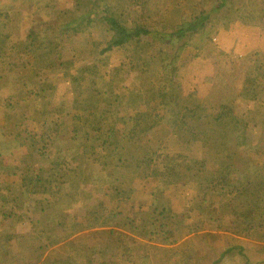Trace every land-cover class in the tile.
Returning a JSON list of instances; mask_svg holds the SVG:
<instances>
[{"label":"rangeland","instance_id":"1","mask_svg":"<svg viewBox=\"0 0 264 264\" xmlns=\"http://www.w3.org/2000/svg\"><path fill=\"white\" fill-rule=\"evenodd\" d=\"M203 1L174 0L176 5H180L179 15L172 9L165 13L172 5L170 0H137L139 10L150 9L152 18L147 23L156 31L161 30L164 24L179 23L181 15L193 11L195 6L209 12L216 0ZM236 1L238 4L241 2ZM124 2L125 6L130 4V0ZM121 3L122 0H118V6ZM244 3L249 11H255L256 6L252 0H244ZM45 5L49 6L44 7ZM66 9L73 10L74 15L77 14L74 13L73 0H0V23L6 25L5 33L11 39L19 36L22 38L33 25H54L60 21L57 13ZM159 10L162 12L158 17ZM141 11H137L136 15H140ZM254 23L255 25H245L240 21L233 22L228 29L220 28L212 42L204 43L198 51L188 46L177 52V72L168 92L169 105L161 108L160 124L152 132L150 140L144 143V149L158 155L152 156L154 169L140 171L144 173L142 184L147 189L154 190L155 197L167 201V216L179 214L182 209H187L188 212L196 209L195 212L199 213H191L192 219L191 216L190 219L183 216L184 220L177 235H183L185 228L181 227H185L184 221L188 225L198 223L205 230L204 234L198 235V238L192 236L191 241L186 239L181 243L159 245L130 232V222L133 226H140L138 218L145 219L143 212L134 210L135 202L130 198L131 190H125L134 178L133 173L114 167L103 171L96 168L95 175L103 179V182L121 185L125 190L123 199L119 202L122 214L111 219L112 227L117 228H113V231H117V234L109 235L107 231L101 232L102 228L98 227L63 241L64 235L68 233V220L71 223H77V220L83 222V218L88 217L87 211L91 210L96 214L94 221L99 226L107 217L106 213L116 204L112 200L107 202V208H100L95 206V197L88 199L89 189L85 190L86 197L83 196L86 201H83L78 191H73L68 196L74 202V212L62 214V227L53 228L57 234L53 232L40 235L37 228H31L27 219L17 222L13 220L11 223L7 221L4 226H0V264H209L216 261L215 264H264V227L256 226L254 230L241 231L243 227L248 229V217H256L259 210L264 211V156L256 154L254 149L260 145L264 135V79H261L264 75V19L260 23ZM152 38L148 36L143 39L151 43ZM63 39L62 48L61 45L56 46L54 54L44 61L42 70L38 69V64L27 65L29 62L33 64V59L38 62L41 56L31 58L30 55L19 56L16 53L8 57L0 56V176L6 175L10 169L6 170V167L16 166V160L25 153L24 147L15 138L17 132L10 128L13 119L6 116L13 111L7 108L9 102H16L14 113L23 112L29 117L33 115L35 108L39 110L36 117L45 118L41 114L43 102L35 95L45 84L51 89L46 91L44 99L48 98L52 107L60 105L64 110L71 107L74 115L86 120L91 118L90 115L95 109L103 111L101 98L110 96L115 81L120 77L125 79L123 84L130 85L129 87L132 83L142 82L136 76L137 71H133L128 77L121 74L120 70L123 73L128 70V59L132 55L129 48H116L96 56L93 42L97 43V50H100L108 40L100 29L77 35L75 38L64 36ZM56 40L58 39L53 37V46L57 44ZM0 41V44L9 46V42L3 41L1 37ZM208 44H212L210 48L214 50L207 49ZM230 61H233L232 67L227 65L225 71H219L220 67H224V62ZM22 65L27 67H21ZM30 76V81L24 84V78L26 80ZM257 77L261 82H256ZM121 101L118 107L111 106V112L119 115L130 114L132 107L127 95H123ZM221 105L226 106L232 116L223 115V119L228 117L224 121L233 144L237 145V149L245 148L248 151L246 158L251 159H248L244 171L231 168L224 172V195L220 196L209 190V194L203 195L207 192L206 188H199L198 183L218 169L216 164L222 156L219 151L214 150L218 153L215 155L212 149L206 147L207 143L211 144L210 148L215 149L221 142L212 119V115L223 112L218 108ZM195 106L200 109L195 110ZM194 111L197 115L191 116ZM27 122L29 121H25V124ZM72 123L77 125L78 121L73 120ZM32 131L33 128H29L27 133ZM34 131L38 135L41 133L35 129ZM77 134L73 140L72 134L70 137L65 135L60 138L53 145L52 152L59 150L62 156L67 157L77 155L87 163V167L90 165V152L84 146L80 148L84 135L82 132ZM227 147L230 148L231 145L228 144ZM177 155L188 158L187 162H178L176 166L183 174L176 185L164 189L163 169L169 163L168 157L173 156L175 159ZM103 159L104 156L100 157V160ZM186 165L192 170L187 171L184 168ZM251 181L262 183L260 192L255 191L250 196L246 191L239 195L234 190L242 189V186ZM4 188L5 184L2 183L0 195L6 194ZM255 188L252 186L250 189ZM13 191L17 192L15 189ZM230 191V194H225ZM202 197H206L205 202L200 201ZM12 199L13 195L9 206L11 208L15 204ZM22 211L27 212L25 209ZM187 213L183 215H189ZM76 216L80 218L77 219ZM28 217L31 220L40 218L38 212L30 213ZM43 218L45 223H51L55 216L45 213ZM173 220L175 223L178 218ZM240 223L244 226L240 227ZM175 226L178 227L176 224ZM11 234L16 238L2 240V237ZM57 241L61 242L53 245ZM228 249L232 250L228 252Z\"/></svg>","mask_w":264,"mask_h":264},{"label":"trees","instance_id":"2","mask_svg":"<svg viewBox=\"0 0 264 264\" xmlns=\"http://www.w3.org/2000/svg\"><path fill=\"white\" fill-rule=\"evenodd\" d=\"M124 1L122 0V3L118 6V0H73L76 15L73 14L71 9L59 11L57 18L60 21L47 27L40 23L33 25L29 29V33L22 38L19 36L11 39L5 33L6 25L0 23V37L3 41L9 42L8 47L0 44V56L8 57L14 53L19 54V56L30 55L31 58L41 56L38 58V62L33 59V64L30 62L27 64L29 66L38 64L39 70L44 68V61L54 54L56 46L61 45L62 48L64 36L69 35L75 38L77 35L80 36V34L91 33L100 29L108 40L100 50H97V43L93 42V50L96 51V56L104 55L116 48H129L132 55L128 59V70L125 73L120 70L121 74H126V77H128L130 73L137 71L136 76L142 79L141 83H132L129 87L130 85L123 84L125 79L120 77L115 81L110 96L101 98L103 111L99 108L95 109L94 113L90 115L91 118L86 120L83 117L80 118L74 115L72 113L74 110L71 107L70 109L67 107L66 110L60 105L52 107L51 101L47 100L48 98L44 99L46 91L51 89L49 85L46 86L45 84L35 93L41 98L39 101L43 102L42 106L44 108L41 114L45 115V118L38 119L36 115L38 116L39 110L35 108L33 115L29 117L23 112L14 113L16 102L7 104V108L13 109L6 115L13 119L10 128L13 132H17L15 138L19 141L20 146L24 147L25 153L20 156V160H16L18 162L16 166L6 167V170L10 169L5 173L6 175L0 176V185L5 184L4 189L6 191V194L0 195V226H4L7 221L11 223L13 220L17 222L27 219L31 228H37L40 235L53 233L54 227H62V214L74 212L72 211L74 210V202L69 198V193L78 191L83 201H86L85 190L89 189L88 199L95 197L97 199L95 206L107 208L108 203L112 200H115L116 204L106 213L108 214L107 217L99 226L94 221L96 214L91 210L87 211L86 215L88 217H84L83 222L77 220V223H71V220H68V233L64 235L62 240L64 241L73 235L98 227L102 228L101 232L107 231L109 235H112V233L117 234V231L114 232L112 229L111 219L122 214L119 202L123 199L124 191L132 190L136 186L137 194L133 195L134 199L148 201L151 198L150 193H146L145 185L142 184L144 173L142 174L140 171L154 169L152 156L153 154L157 156L158 153H151L144 149V143L150 140L152 132L160 124L161 108L169 105L168 92L171 90L177 72L175 64L177 52L188 46L198 51L204 43L212 42L220 28L228 29L233 22L240 21L245 25L252 23V25H255L254 22L260 23L264 19V0H252L256 6L255 11H249L244 0H241L240 4L235 0H216L209 12L202 7L195 6L193 11L181 15L179 23L174 25L164 24L161 30L156 31L151 29L147 23L152 18L150 9L139 10L137 0H130V4L126 6ZM170 2L172 5L165 10V13L172 9L180 15V5H176L174 0H170ZM47 6L49 5L44 7ZM137 11H141V14L136 15ZM161 12L159 10L157 16ZM164 21L167 23L166 18H164ZM148 36L153 37L151 43L143 39ZM53 37L58 39L55 46H53ZM211 45L208 44L207 49ZM210 50H214V48H210ZM225 57L227 56L225 55ZM231 64H233V61L224 62V67H220L219 71H225L227 65V67H232ZM21 67L27 66L22 65ZM25 70L29 71V69ZM29 72L32 73V71ZM31 78L32 76L26 80L24 78L23 83H27ZM257 79L259 78H256V82H261L264 75L261 76V79ZM123 95H127L130 101L131 113L128 115L112 113L111 106L118 107L122 102ZM218 108L223 112L212 115V119L215 122L214 127L217 129L221 142L216 145L215 149L210 148L211 144L207 143L206 147L213 151H219L222 156L219 157V162L216 164L218 169L198 183L199 188L203 186L206 188L205 191L207 192H204L203 195L209 194V191L217 192L220 196L224 195V186H222L225 180L224 172L231 168H239V171H244L247 166L246 163L249 162L248 159H251L246 158L248 151L245 148L237 149V145L233 144V140L227 132L224 120L228 117L223 119V115L231 116L230 110H227L226 106L223 105ZM198 109L200 107L195 106V110ZM47 114L51 115L47 116ZM171 115L173 116V114ZM192 115L196 116L197 114L194 111L191 112ZM73 120H77L78 124L72 123ZM25 121L29 122L25 124ZM68 121H70V124ZM29 128H33L30 134L27 133ZM34 129L41 133L36 134ZM78 132H82L84 135V142H82L80 148L84 146L90 152L91 160L90 165L87 167L85 166L87 163L77 155L67 157L66 155L62 156L59 150L56 153L52 152L53 145L60 138L65 135L70 137L72 134L73 140ZM262 142H264V135L260 140V145L254 147V149L256 154L264 156V144H261ZM228 144L231 145L230 148L227 147ZM66 150L68 151V149ZM217 151H214L215 155L218 154ZM102 156H104V159L100 160ZM172 157H168L169 163L163 169L164 189L179 182L183 173L176 166L180 162L183 163V161L187 162L188 160L187 157L179 155L175 159ZM112 167L129 170L133 173L132 177L134 178L129 182L128 189L124 190L121 185L103 182V179L95 175L96 168H99L98 171H103V169ZM184 168H187V171L192 170V168L188 169L187 165ZM10 178H13L12 181L8 180ZM6 183L9 185L7 186ZM11 186L17 190L16 193L11 189ZM252 186L256 188L250 189ZM242 187V189L235 188L234 190L239 195L246 191L251 196L255 191L260 192L262 183L251 181ZM230 193L231 191L225 192L226 195ZM12 195V202L15 203L13 208L9 207L11 206ZM201 201L205 202L206 197H202ZM22 209L27 212H23ZM33 212H38L40 218L31 220L28 215ZM259 212L256 217H248L246 223L248 229L243 227L242 232L254 230L256 226L259 228L264 227V211L259 210ZM45 213L53 214L55 216L54 221L45 223L43 220V214ZM143 215L145 219L138 218L141 222L140 226L134 225V227L130 222L129 229L130 232L143 236L152 244H175L181 236L193 232V228L187 225L181 227L182 229L185 228L183 235H177V231H180L179 226H182L181 223L184 220L183 214L174 213L167 216L164 209L157 210L151 206L148 211H143ZM175 217L178 218V221L174 223L173 218ZM76 218L79 219L80 217L76 216ZM256 219L257 221H255ZM239 226L244 225L240 223ZM44 229L46 230L44 231ZM138 229H141L140 232L143 231V233L138 232ZM12 238L14 239L16 236L13 234L6 235L2 237V240L9 241ZM59 242L61 241L54 242L53 245Z\"/></svg>","mask_w":264,"mask_h":264},{"label":"crops","instance_id":"3","mask_svg":"<svg viewBox=\"0 0 264 264\" xmlns=\"http://www.w3.org/2000/svg\"><path fill=\"white\" fill-rule=\"evenodd\" d=\"M147 189V188H146ZM153 191L154 190H152V189H147V191H146V193L148 194V193H150L149 194V196L151 197L150 198V200L148 199V201H145V199L143 200V199H141V200H139V199H134V197H133V195L136 193L137 194V192H136V186L131 190V196H130V198L135 202L134 204H133V206H134V210L136 211V212H143V211H148V209H149V207H154V208H156L157 210H162V209H164V211H165V215H166V212L168 211L167 209H168V206L166 205V203H167V201H163V200H161V198H158V197H155L154 196V194H153ZM153 194V195H152ZM124 199H127V198H124ZM201 201V200H200ZM199 204H200V202H199ZM202 205V204H201ZM183 211H181V213L179 212V214H186L188 211H187V209L185 210V209H182ZM196 211V209H193V210H191V211H189L187 214H189V215H184V217L185 218H189L190 219V216H191V219L193 218L192 217V215H190L191 213H194ZM172 213H174V212H172ZM176 214V213H175ZM195 214H199L198 212L196 213L195 212ZM195 219H197L196 217H194ZM195 223V225L194 224H190L189 226L191 227V228H193V232L192 233H190V234H188V235H185V236H183V238L181 237V238H179V240L177 241V242H179V243H181L182 242V240H186V239H188V241H191L190 240V238L192 237V236H195V237H197L198 238V235H201V234H204L205 233V230L202 228V227H200L199 226V224L198 223H196V222H194ZM184 224H186L185 226H187L189 223H187V221H184ZM114 227H112V229H113ZM114 229H116L117 230V228H114ZM200 237V236H199ZM178 243V244H179ZM232 249H228L227 251L229 252V251H231ZM222 256V255H221ZM220 256V257H221ZM43 261V260H42ZM217 262V261H216ZM216 262H214V263H209V264H215Z\"/></svg>","mask_w":264,"mask_h":264}]
</instances>
